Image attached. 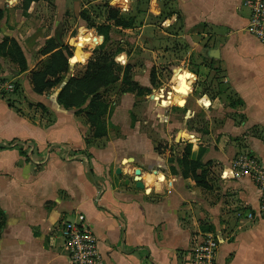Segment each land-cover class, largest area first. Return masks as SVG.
<instances>
[{
  "label": "crops",
  "instance_id": "crops-1",
  "mask_svg": "<svg viewBox=\"0 0 264 264\" xmlns=\"http://www.w3.org/2000/svg\"><path fill=\"white\" fill-rule=\"evenodd\" d=\"M23 3L0 0V45L15 40L28 65L21 73L0 53V77L17 86L0 98V264H70L60 227L76 214L98 238L106 264H188L200 232L223 240L217 264H264V220L247 218L259 193L229 169L249 152L264 168V47L247 32L242 0H40L26 13ZM108 6L131 26L115 27ZM83 13L96 26H112L107 50L123 57L115 90L103 91L107 135L96 140L85 113L58 103L66 83L85 72L88 60L79 55H90L89 43L77 41L93 33ZM51 39L72 43L73 57L59 85L37 95L30 73L48 58L42 51ZM125 72L151 94L122 93ZM153 72L161 86L152 84ZM167 76L174 85L187 79V94L168 87ZM220 83L229 99L209 97ZM142 105L156 122L151 133L135 114ZM187 145L191 159L202 152L200 162L209 163V190L180 175ZM136 170L145 190L135 186Z\"/></svg>",
  "mask_w": 264,
  "mask_h": 264
},
{
  "label": "trees",
  "instance_id": "trees-1",
  "mask_svg": "<svg viewBox=\"0 0 264 264\" xmlns=\"http://www.w3.org/2000/svg\"><path fill=\"white\" fill-rule=\"evenodd\" d=\"M38 1L40 0H24L23 12L26 13L31 3ZM107 9L108 20L113 21L115 27L127 28L131 26L130 22L120 17L118 9L111 6H108ZM4 17L5 10L2 9L0 10V23ZM82 19L87 22L86 29L93 31V33H86L80 36L77 41L79 46L83 45L81 44L82 41L89 43L88 47L84 49L88 50L90 55L81 52L79 58L82 61L84 59L88 60L85 72L82 76L71 78L66 83L59 94L58 103L65 110H76L77 113H85L86 120L92 129L91 138L96 140L107 135L105 117L111 112L109 102L104 99L103 91L108 90L117 83L122 66L115 61V57L120 52L107 50L112 26H96L88 21L85 13H83ZM71 44L61 47L53 39L46 42L42 55L48 56V58L40 64L37 70L30 73V81L35 94L42 95L59 85L62 75L68 72L69 60L73 57ZM0 53L17 65L21 73L28 70L26 58L15 40L4 41L0 45ZM151 81L154 84L153 73ZM122 84V93H135L138 97L150 94V90L142 89L133 83L126 72ZM16 89L17 86L15 85V92ZM87 142L90 143V140H87ZM201 155L202 152H199L197 159H191V147L187 145L177 163L183 179H191L197 187L209 190V172L206 170L209 163L202 164L200 162ZM171 172L175 174L174 170H171ZM5 225L6 216L0 209V237Z\"/></svg>",
  "mask_w": 264,
  "mask_h": 264
},
{
  "label": "built area",
  "instance_id": "built-area-1",
  "mask_svg": "<svg viewBox=\"0 0 264 264\" xmlns=\"http://www.w3.org/2000/svg\"><path fill=\"white\" fill-rule=\"evenodd\" d=\"M248 11L247 32L264 47V0H242ZM15 91V84L0 77V98ZM233 179H249L259 193L258 208L247 213V218L264 220V168L257 157L249 152L234 158L230 164ZM70 264H106L99 251V241L86 219L76 214L65 220L60 227ZM223 240L212 232L198 233L192 239L188 252V264H217V252Z\"/></svg>",
  "mask_w": 264,
  "mask_h": 264
},
{
  "label": "rangeland",
  "instance_id": "rangeland-1",
  "mask_svg": "<svg viewBox=\"0 0 264 264\" xmlns=\"http://www.w3.org/2000/svg\"><path fill=\"white\" fill-rule=\"evenodd\" d=\"M50 6L51 7H53L51 4H50ZM159 6V7H158ZM158 8L156 7V8H152V9H156V11L158 12L159 10H160V5L158 4ZM159 9V10H158ZM246 10V9H245ZM246 12L248 13V11L246 10ZM61 37H62V40L64 39V33L62 32V35H61ZM178 46H185V44L183 45V44H180V45H178L177 44V47ZM188 47H192L191 45H189ZM188 59V58H187ZM122 56L121 55H117L116 57H115V61L116 62H118L120 65H122L121 63H122ZM124 60H125V58H124ZM183 61V59H180V63H183L182 62ZM177 68H181V65H178L177 66ZM168 73H170V71H168ZM168 73H167V75H168ZM171 73H173V72H171ZM153 74H154V84H156V83H158V86H161L162 85V83L160 82V81H158L157 80V76H155V72H153ZM175 75H178L177 74V72H176V74ZM160 77H161V74H160ZM167 82H168V87H174L175 85H174V82H175V80L174 79H171V76H167ZM214 81H215V83H219L220 82V78L219 77H214ZM164 80V79H163ZM177 80H178V78H177ZM167 82H166V84H167ZM164 83H165V80H164ZM225 84L224 83H220V87H218V88H216V87H214V88H212L211 89V86H210V88L208 89L209 90V92H210V96L209 97H220V99H223V100H225V99H229L230 98V96L232 95V94H230L229 92H228V90L225 88V87H223ZM112 89H114L115 90V88H110L109 90H112ZM174 91V90H173ZM15 92V91H14ZM150 94H151V91H150ZM184 94H187V93H184ZM149 95V94H148ZM177 109V108H176ZM145 107L142 105V106H138L137 107V110H135V114H136V116H137V118L139 119V120H141V122H142V124H141V127H142V129L144 130V131H146V132H149V133H151L150 131L152 130V125L153 124H155L156 122L154 121V120H152V119H150L149 117H147V115L145 114ZM178 110V109H177ZM172 113H175V114H177V115H181V112L179 113V112H175V111H173ZM169 114V112H166L165 113V115H168ZM143 117H144V119H143ZM73 219V218H72ZM72 219H70V220H72Z\"/></svg>",
  "mask_w": 264,
  "mask_h": 264
},
{
  "label": "water",
  "instance_id": "water-1",
  "mask_svg": "<svg viewBox=\"0 0 264 264\" xmlns=\"http://www.w3.org/2000/svg\"><path fill=\"white\" fill-rule=\"evenodd\" d=\"M175 92V91H174ZM175 93H177V92H175ZM156 100H159V98H155ZM163 105H164V103H163ZM133 162V159L132 158H129V159H124L123 161H122V164L123 165H126V164H131ZM116 174L117 175H121V170H117L116 171ZM140 175H141V172H140V170H136L135 172H134V176H135V186H136V188L137 189H140V190H145V187H144V184L141 182V180H140Z\"/></svg>",
  "mask_w": 264,
  "mask_h": 264
},
{
  "label": "bare ground",
  "instance_id": "bare-ground-1",
  "mask_svg": "<svg viewBox=\"0 0 264 264\" xmlns=\"http://www.w3.org/2000/svg\"><path fill=\"white\" fill-rule=\"evenodd\" d=\"M189 87H190V83L187 81V79H182L179 83L175 84L173 89L175 92H177V94H184L189 90Z\"/></svg>",
  "mask_w": 264,
  "mask_h": 264
}]
</instances>
